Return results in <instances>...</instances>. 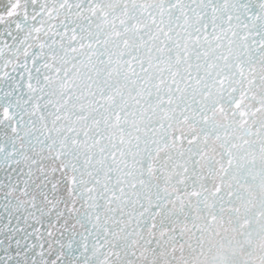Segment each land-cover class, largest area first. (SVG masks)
<instances>
[{
	"label": "water",
	"instance_id": "water-1",
	"mask_svg": "<svg viewBox=\"0 0 264 264\" xmlns=\"http://www.w3.org/2000/svg\"><path fill=\"white\" fill-rule=\"evenodd\" d=\"M27 9L0 45V180L54 178L88 264H264L257 0Z\"/></svg>",
	"mask_w": 264,
	"mask_h": 264
},
{
	"label": "snow or ice",
	"instance_id": "snow-or-ice-1",
	"mask_svg": "<svg viewBox=\"0 0 264 264\" xmlns=\"http://www.w3.org/2000/svg\"><path fill=\"white\" fill-rule=\"evenodd\" d=\"M257 6L264 11V0H257ZM0 7L5 8L0 11L4 26L0 45L10 48L5 34L15 41L14 32L28 31L24 27L27 0H0ZM28 38L24 35L20 43ZM3 47L0 55H4ZM9 166L11 160L6 158L0 168ZM65 208L57 197L56 180L46 172L33 176L31 170L25 175L22 169L15 182L0 180V264H88L85 253L74 247V225L69 224Z\"/></svg>",
	"mask_w": 264,
	"mask_h": 264
}]
</instances>
